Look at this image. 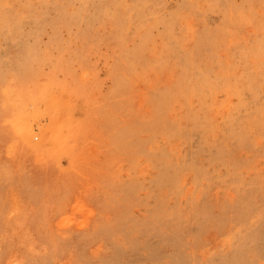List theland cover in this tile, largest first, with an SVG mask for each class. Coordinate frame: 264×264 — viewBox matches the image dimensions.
<instances>
[{"label":"rangeland","instance_id":"rangeland-1","mask_svg":"<svg viewBox=\"0 0 264 264\" xmlns=\"http://www.w3.org/2000/svg\"><path fill=\"white\" fill-rule=\"evenodd\" d=\"M0 153V264H264V0H0Z\"/></svg>","mask_w":264,"mask_h":264},{"label":"bare ground","instance_id":"bare-ground-1","mask_svg":"<svg viewBox=\"0 0 264 264\" xmlns=\"http://www.w3.org/2000/svg\"><path fill=\"white\" fill-rule=\"evenodd\" d=\"M48 86H49V85H48ZM40 89H41V88H40ZM47 89H48V88H47ZM49 89H50V88H49ZM54 91H55V90H54ZM45 92H46V90H45ZM45 92H43V93H45ZM47 92H49V91H47ZM29 93H31V91H29ZM52 93H53V92H52ZM14 94H15V93H14ZM48 94H49V93H48ZM48 94H47V95H48ZM54 95H55V94H54ZM57 95H58V94H57ZM57 95H56V96H57ZM13 96H14V95H13ZM34 96H35V95H34ZM49 96H50V95H49ZM49 96H48V97H49ZM39 97H40V96H39ZM41 97H42V99H43L44 96H41ZM48 97H47V99H46V97H45L44 99H45V100H49L50 98L48 99ZM20 98H21V97H20ZM33 98H34V97H33ZM37 98H38V97H37ZM8 99H9V98H8ZM13 99H14V98H13ZM13 99H12V100H13ZM30 99H31V98H30ZM32 100L34 101V99H32ZM40 100H41V98H40ZM40 100H39V101L37 100V101L40 102ZM45 100H43V101L46 103ZM51 100H52V101H50V100H49V101H50V102H55V96L52 97ZM56 100H58V99H56ZM41 101H42V100H41ZM10 102H11V100H10ZM13 102H14V101H13ZM44 102H43V103H44ZM11 103H12V102H11ZM16 103H17V102H16ZM20 103H21V102H20ZM40 103H41V102H40ZM40 103H39V104H40ZM37 104H38V103H37ZM39 104H38V105H39ZM46 104H47V103H46ZM17 105H18V104H17ZM49 105H50V104H49ZM39 106H40V105H39ZM51 106H52V105H51ZM51 106H50V107H51ZM21 108H22V107H21ZM21 108H20L19 111H21ZM48 108H49V106H47V109H48ZM54 108H55V106H54ZM22 109H23V108H22ZM23 110H25V109H23ZM48 111H49V110H48ZM15 112H16V111H15ZM17 112H18V111H17ZM25 112H26V111H25ZM20 113H21V112H20ZM23 113H24V112H23ZM32 113H33V112H32ZM50 113H51V112H50ZM53 114H54V113H53ZM55 114H56V113H55ZM55 114H54V115H55ZM57 114H58V113H57ZM16 115H17V114H16ZM18 115H19V114H18ZM29 116H30V115H29ZM50 116H51V114H50ZM58 116H59V115H57V117H58ZM16 117H17V116H15V118H16ZM57 117H56L55 119H57ZM51 118H53V117L51 116ZM58 118H59V117H58ZM30 119H31V118H30ZM55 119H53V120H55ZM53 120H52V121H53ZM59 120H60V119H59ZM59 120H57V123H58ZM50 121H51V120H50ZM55 121H56V120H55ZM55 121H54V122H55ZM54 122H53V123H54ZM53 123H52V125H51V130H49V131H52V129H53L52 127H54L55 125H57L56 122H55L54 125H53ZM28 124H29V122H28ZM28 124H27V125H28ZM17 125H18V124H17ZM23 126H24V125H23ZM29 126H30V125H29ZM31 126H32V125H31ZM47 126H48V125H47ZM47 126H46V127H47ZM23 128H24V127H22V129H23ZM25 128H26V130L23 131V132L26 134V136L24 137V136H23V133L21 132V134H22V136H23L22 139L25 138L26 141H30V139H31L32 137H31L30 139H28V140H27V138H26V137H27V133H29L30 131L27 129V128H28L27 126H26ZM25 128H24V129H25ZM54 128H56V127H54ZM49 129H50V128H49ZM30 130H31V129H30ZM42 130H43V129H42ZM47 130H48V129H47ZM16 131H17V130H16ZM19 131H20V130H19ZM40 131H41V130H40ZM43 131H44V130H43ZM54 131H55V130H54ZM56 131H57V130H56ZM52 132H53V131H52ZM18 133H19V132H18ZM43 133H44V132H43ZM25 134H24V135H25ZM45 134H46V132H45ZM48 134H49V133H48ZM50 134H52V133L50 132ZM50 134H49V136H51ZM29 135H31V134H29ZM42 135H43V134L41 133V136H42ZM31 136H32V135H31ZM44 136H45V135H44ZM29 137H30V136H29ZM46 137L48 138V136H46ZM46 137H44V138H46ZM49 138H50V137H49ZM69 138H70V137H69ZM50 139H51V138H50ZM42 140H43V139H42ZM52 140H53V139H52ZM55 140H56V139H55ZM15 141H16V140H15ZM23 141H24V140H23ZM31 141H32V139H31ZM33 141H34V140H33ZM50 141H51V140H50ZM53 142H54V141H53ZM53 142H52V144H53ZM27 143H28V142H27ZM30 143H31V142H30ZM38 143H40V142H38ZM40 144H41V143H40ZM30 145H31V144H30ZM53 145H56V142H55V144H53ZM36 146H37V145H36ZM43 146H44V145H43ZM43 146L40 145V147H43ZM57 146H58V145H57ZM31 147H35V146L33 145V146H31ZM36 148H37V147H36ZM49 148H50V147H49ZM55 148H56V147H55ZM58 148H59V147H58ZM18 149H19V148H18ZM18 149H17V150H18ZM21 149H22V148H21ZM38 149H39V148H37V150H38ZM43 150H44V149H43ZM51 150H52V149H51ZM34 151H35V150H34ZM40 151H41V150H40ZM44 151H45V150H44ZM44 151H43V152H44ZM36 152H38V151H36ZM0 154H1V153H0ZM34 154H35V152H34ZM41 154H42V153H41ZM11 155H12V154H11ZM44 155H46V153H45ZM46 156H47V155H46ZM16 157H17V156H16ZM16 157H15V158H16ZM34 157H35V156H34ZM37 158H38V157H37ZM47 158H48V157H47ZM35 159H36V158H35ZM45 159H46V158H45ZM39 163H41V162H39ZM0 165H1V164H0ZM3 173H4V172H3ZM81 173H82V172H81ZM18 227H19V226H18ZM76 229H77V228H76ZM27 232H28V231H27ZM233 261H234V260H233Z\"/></svg>","mask_w":264,"mask_h":264}]
</instances>
